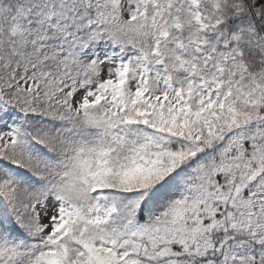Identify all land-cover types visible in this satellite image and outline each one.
Segmentation results:
<instances>
[{
  "label": "snow or ice",
  "instance_id": "1",
  "mask_svg": "<svg viewBox=\"0 0 264 264\" xmlns=\"http://www.w3.org/2000/svg\"><path fill=\"white\" fill-rule=\"evenodd\" d=\"M0 264H264V0H0Z\"/></svg>",
  "mask_w": 264,
  "mask_h": 264
}]
</instances>
